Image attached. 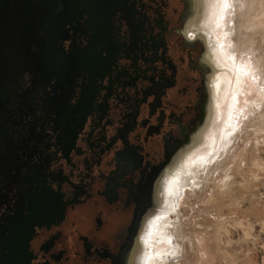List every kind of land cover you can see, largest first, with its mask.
Returning a JSON list of instances; mask_svg holds the SVG:
<instances>
[{
    "label": "flooded vegetation",
    "instance_id": "1",
    "mask_svg": "<svg viewBox=\"0 0 264 264\" xmlns=\"http://www.w3.org/2000/svg\"><path fill=\"white\" fill-rule=\"evenodd\" d=\"M207 2L15 1L27 61L0 78V264H137L218 115Z\"/></svg>",
    "mask_w": 264,
    "mask_h": 264
},
{
    "label": "rangeland",
    "instance_id": "2",
    "mask_svg": "<svg viewBox=\"0 0 264 264\" xmlns=\"http://www.w3.org/2000/svg\"><path fill=\"white\" fill-rule=\"evenodd\" d=\"M224 17L228 60L218 72L242 80L217 115L218 145L204 137L172 169L137 264H264V0H227ZM203 28L208 46L221 47L217 27Z\"/></svg>",
    "mask_w": 264,
    "mask_h": 264
},
{
    "label": "bare ground",
    "instance_id": "3",
    "mask_svg": "<svg viewBox=\"0 0 264 264\" xmlns=\"http://www.w3.org/2000/svg\"><path fill=\"white\" fill-rule=\"evenodd\" d=\"M226 6H227V0H208L205 13H204V19H206L209 22L211 20L215 21L216 27H217V31H216L217 37L219 38L220 42H222V44L220 45L221 47H219V45L215 47L216 54L214 55V57H215V61L218 67L219 65L223 66L222 64L225 63L222 60V58H226V59L228 58V54L226 53L225 48H224V38L226 37V34H225L226 19L224 16L226 13ZM226 66L229 67L228 62H226ZM228 75H231V77L233 78L232 83H229ZM241 80H242V77L239 74V72L232 69V71L229 70V71L222 73L219 76V78L215 81L216 101H217L216 107H215L216 114H220L221 112H223V114H225L226 116V112L228 113V110L230 106L232 105V100L234 99V97H236L235 94L237 93ZM225 116L223 117V119L225 118ZM220 117L221 116L219 115L218 117H216V119L213 120L212 122L213 130H215L216 127L218 126L220 119L222 120V118ZM219 133L220 132L219 131L217 132V129H216L215 132H213L212 135L210 136V143H211L209 145L210 148H214L218 145V142L220 139Z\"/></svg>",
    "mask_w": 264,
    "mask_h": 264
},
{
    "label": "water",
    "instance_id": "4",
    "mask_svg": "<svg viewBox=\"0 0 264 264\" xmlns=\"http://www.w3.org/2000/svg\"><path fill=\"white\" fill-rule=\"evenodd\" d=\"M16 0H0V78L13 70L15 62H26L25 41H12L16 38V27L11 14Z\"/></svg>",
    "mask_w": 264,
    "mask_h": 264
},
{
    "label": "clouds",
    "instance_id": "5",
    "mask_svg": "<svg viewBox=\"0 0 264 264\" xmlns=\"http://www.w3.org/2000/svg\"><path fill=\"white\" fill-rule=\"evenodd\" d=\"M181 35H186V33H184L183 31L181 32ZM186 38H188L187 36H186Z\"/></svg>",
    "mask_w": 264,
    "mask_h": 264
},
{
    "label": "snow or ice",
    "instance_id": "6",
    "mask_svg": "<svg viewBox=\"0 0 264 264\" xmlns=\"http://www.w3.org/2000/svg\"><path fill=\"white\" fill-rule=\"evenodd\" d=\"M157 219H159V217H157ZM150 234H151V233H149V235H150ZM146 239H147V238L145 237V241H146Z\"/></svg>",
    "mask_w": 264,
    "mask_h": 264
}]
</instances>
